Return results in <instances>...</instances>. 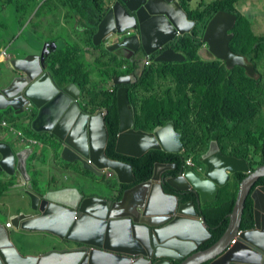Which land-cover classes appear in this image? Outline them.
Returning a JSON list of instances; mask_svg holds the SVG:
<instances>
[{"label":"water","instance_id":"water-1","mask_svg":"<svg viewBox=\"0 0 264 264\" xmlns=\"http://www.w3.org/2000/svg\"><path fill=\"white\" fill-rule=\"evenodd\" d=\"M235 22V14L216 11L202 32L198 55L218 59L227 68L241 66L252 77L253 64L229 47ZM194 25L195 20L188 18L179 0H114L99 21L92 43L106 44L108 51H126L127 58L141 50L145 57L155 55V61H183V54L165 46L177 36L190 33ZM56 46L55 41L44 42L39 53L7 60L13 75L0 86V109L10 106L19 114L25 106L35 108L30 127L60 140L65 160H77L84 168L99 170L100 175L111 169L119 184L134 182L131 166L108 158L104 152V111L82 110L77 86L73 82L57 86L46 69L45 58ZM131 78L134 75L114 76L109 85L124 84ZM116 101L117 153L139 157L149 149L182 152L180 132L174 129L172 121L151 132L136 130L126 86L117 88ZM262 113L264 117V106ZM29 153L30 147L16 152L7 142L0 141V171L20 177L32 210L41 213L35 217L17 216L11 221L12 226L47 231L75 241L76 247L39 256L24 255L12 244L9 229L0 222V264H264V183H256L264 177V164L250 170L244 159L221 154L214 140L198 158L204 165L202 173L184 168L176 175L162 177L161 173L174 168L175 163L156 162L151 177L124 189L119 200L112 196L82 198L77 189L69 187L33 188L26 169ZM235 172L246 176L238 184L227 227L214 244L198 249L210 236L204 218L193 201L180 203L162 187L167 184L175 191H190L200 206L215 200L219 186ZM248 196L252 201L253 225L241 229ZM196 231H201L202 237L197 238Z\"/></svg>","mask_w":264,"mask_h":264},{"label":"trees","instance_id":"trees-1","mask_svg":"<svg viewBox=\"0 0 264 264\" xmlns=\"http://www.w3.org/2000/svg\"><path fill=\"white\" fill-rule=\"evenodd\" d=\"M4 1H9L8 6L12 9L21 8L19 0ZM191 1L179 0L188 18L195 20L193 29L190 33L177 36L166 46L183 54L185 59L155 61V55H151L150 64L145 66L141 65L143 53L141 57L128 59L106 50L103 44L92 43L97 25L108 9L104 0H25V6L22 5L26 12L19 15L17 24L22 26L26 20L28 24H33L32 31L37 38L38 30L47 20L58 27V38L47 39L48 42L55 41L57 46L46 57V69L57 86L63 87L70 82L77 86L82 110L88 113L98 109L104 111L107 131L104 152L108 158L131 166L135 180L130 184H119L114 200L121 198L124 189L148 180L156 162L175 163L174 168L161 174L162 177L181 172L187 157L204 168L198 158L207 151L212 140L216 141L221 154L244 159L250 170L264 164V34L256 35L251 31L249 16L237 8L240 0H194L195 6L191 5ZM218 10L236 15L229 47L253 64L254 76H249L241 66L227 68L218 59H204L198 55L205 25ZM65 23L72 24L75 34L66 30ZM73 23L77 24L76 28ZM29 53L32 52L28 50ZM87 53L95 55L92 62L87 60ZM2 64L5 67V63ZM128 73L135 75L134 80L108 85L114 76ZM122 85L127 87L129 104L133 109V128L151 132L172 121L174 129L180 132L182 152L149 149L135 157L115 151L118 132L116 90ZM9 111L11 113L7 117ZM12 112L10 107L0 110V121L4 118L32 138L44 141L45 134L32 131L29 121H24L35 116L34 109L17 115ZM34 152L30 153L32 157ZM245 176L243 172H235L219 187L215 200L200 206L192 192L175 191L167 184L163 185V190L174 194L178 202L193 201L198 214L204 218L210 236L198 249L208 248L225 231L238 184ZM256 183H264V177ZM11 184H4L0 197ZM252 225V201L248 196L241 217V229L251 228Z\"/></svg>","mask_w":264,"mask_h":264},{"label":"crops","instance_id":"crops-1","mask_svg":"<svg viewBox=\"0 0 264 264\" xmlns=\"http://www.w3.org/2000/svg\"><path fill=\"white\" fill-rule=\"evenodd\" d=\"M109 1L110 0H108V2ZM26 47L28 48V46ZM30 52L37 53L35 51H30ZM117 55L120 56L122 54L117 53ZM11 57H15V56L8 53V55L4 57V56H1V53H0V62L5 63V66L7 68V60H9ZM10 73L11 75H13L11 71ZM31 109H34L35 112H37L35 108H31ZM11 110L13 111L12 113L15 114L12 108ZM10 113L11 111H9L6 114L7 117L10 116ZM26 113H30V112H26ZM24 121L25 122L29 121V128L32 130V128L30 127L31 120L24 119ZM19 130L22 131L21 128H19ZM36 133H40V135L45 134V136H44V141L40 140L39 144H35L30 147L31 154L33 153V151H35L33 154V157L29 153L26 158V169L30 176V182L33 188L37 190H41L43 188L49 189V190H55L56 188H59V187L74 188L78 190V192L82 195V198L87 197V196H97V197L103 198L106 196V194L110 195V193L112 194V197H114L115 195L118 194V191H119L118 184L119 183L117 182V180L114 179V177H106L105 174L100 175L99 174L100 171L96 170L101 180H104V182H101L100 184H98L97 183L98 179L92 177V175L98 176L97 174H94L93 171L87 168H84L82 164L77 160L67 161L62 157L63 144L61 143L60 140H58L55 136H53L49 132H36ZM24 135L27 138L32 137L31 135H27L26 133H24ZM0 141L7 142L9 145L12 146L13 150L16 152L19 151L22 147L26 146L19 142V139L16 138L15 134H13L12 132L10 133L7 132V129L1 126H0ZM66 173H69L72 177V180L70 182L65 181L63 178V176ZM112 178L115 180L114 183L108 182V180ZM7 182H11L12 184L8 186V188L4 190L2 193L6 194L9 192L15 195L17 194L16 196L18 200L15 202V204H9V206H7L5 211L8 212V215H7L6 220H4L2 223L5 224V222L8 220L11 222L15 217L23 215V214L27 217L39 216L41 213L39 211H33L30 206V199L25 194V185L24 184L22 185L20 177L16 175H8L5 172L0 171V189ZM88 186L92 188V191H90L89 189L85 191V189ZM105 191H107L108 193ZM19 199L21 201H19ZM11 226H12V223H11ZM18 226H20V223L18 224ZM8 229H9L10 241L16 247V249L21 254H24V255L39 256V255H43L45 253L51 252L53 250L60 251V250L76 247L75 241L67 240L65 238H59L47 231L29 230V229H24L20 227H14V226L9 227ZM37 236L40 237L41 242H42L40 246L38 245V246L29 247L30 244L26 245L25 243L26 241L35 240Z\"/></svg>","mask_w":264,"mask_h":264},{"label":"rangeland","instance_id":"rangeland-1","mask_svg":"<svg viewBox=\"0 0 264 264\" xmlns=\"http://www.w3.org/2000/svg\"><path fill=\"white\" fill-rule=\"evenodd\" d=\"M8 2L9 1L6 2L4 0H1V3H0V53L5 51L6 55H8L9 53V54L14 55L15 57L22 58L28 54L27 53L28 50L39 53L44 42H48L47 39L58 38L59 33H60L59 30H57L58 27L56 26L54 27L52 22L49 20H47L44 26H42L38 30L39 38H37L36 33L32 31L34 25L30 23L28 24L27 20L22 26L20 24H17L19 15L26 12L25 8L22 6V5L25 6V0L18 1L21 4V8L19 10L12 9L10 6H8ZM104 2L108 3V0H104ZM191 5L195 6L194 0L191 1ZM237 8L240 12L247 14L249 16L248 20L250 23V28L254 34L256 35L264 34V0H240L237 3ZM65 26L68 32L73 31L72 24L68 25L65 23ZM73 26L74 28H76L77 24L73 23ZM26 44H28L29 48L26 47L27 46ZM123 52L124 51L122 50L119 51L120 54H123ZM87 56H88L87 60L89 62H92L93 59L95 58V55L93 53H88ZM3 65L4 64L0 62V86L6 84L11 77L10 71L6 68V66L4 67ZM94 67L95 66H93V69ZM91 76L93 78L96 77L92 74ZM263 79H264V76H263ZM263 101H264V97H263ZM14 115H17V114H14ZM93 173L98 175L96 171H93ZM92 177L98 179L97 181L98 184H100L101 182H104V180H101L99 175L98 176L92 175ZM63 178L65 181H68V182L72 180V177L69 173H66L63 176ZM114 179L116 180L115 177ZM114 179L112 178L108 180V182L114 183L115 181ZM88 189L92 191V188H90L89 186L85 189V191ZM16 195L9 193V192L6 194H3V193L1 194V198H0V222L1 223L7 218L8 212L5 211L7 206H9V204H15V202L18 200ZM111 195H112L111 193L110 195L106 194L105 197L108 198ZM19 201L21 200L19 199ZM25 243L26 245L30 244L29 247L38 246V245L40 246L42 244L39 236H37L35 240L26 241Z\"/></svg>","mask_w":264,"mask_h":264},{"label":"built area","instance_id":"built-area-1","mask_svg":"<svg viewBox=\"0 0 264 264\" xmlns=\"http://www.w3.org/2000/svg\"><path fill=\"white\" fill-rule=\"evenodd\" d=\"M1 56L5 57L6 56V52L3 51L1 53ZM150 62H151V56H146V57L143 56V58L141 60V65L145 66V65L150 64ZM29 110H30V107L25 106V110L24 111H29ZM0 126L6 128L7 132H9V133L12 132L13 134H15L16 138L19 139V142L24 144V145H26V147H31V146H33L35 144H39V141L37 139L32 138V137L31 138H27L21 130L15 128L12 124L8 123L5 119H2L0 121ZM87 162L90 163L89 160H87ZM184 166L185 167H189V168H193L197 172H202L203 171V167L201 165H199V164H196L191 157H187L185 159ZM103 174H105L106 177H114L115 176L114 172L111 169H105L103 171ZM4 225L7 228L12 227L11 226V222L9 220L6 221ZM232 241H234V239Z\"/></svg>","mask_w":264,"mask_h":264},{"label":"flooded vegetation","instance_id":"flooded-vegetation-1","mask_svg":"<svg viewBox=\"0 0 264 264\" xmlns=\"http://www.w3.org/2000/svg\"><path fill=\"white\" fill-rule=\"evenodd\" d=\"M113 1H114V0H110V2L107 3L108 7L110 6V4H112ZM167 45H168V44H167ZM167 45H166V46H167ZM104 46H106V44H104ZM166 46H165V47H166ZM119 51H120V50L116 49V50H114L113 52L117 54V53H119ZM128 54H129L128 52L124 51L123 54H122V56H121V55H120V56H121V57H124V58H127L126 56H127ZM141 55H142V51H141V50H138V51H136V52L134 53V55H132L131 58H138V56L141 57ZM153 56H154V55H153ZM131 58H128V59H131ZM142 58H143V56H142ZM142 58H141V59H142ZM151 58H152V56H151ZM45 60H46V58H45ZM45 65H46V64H45ZM125 66H126V65H125ZM128 74H130V75H134L133 73H128ZM134 77H135V75H134ZM131 80H134V78H131ZM131 80H130V81H131ZM211 148L214 149V146L212 145ZM118 189H119V187H118ZM111 196H112V195H111ZM208 238H209V237H208ZM205 240H206V239H205Z\"/></svg>","mask_w":264,"mask_h":264},{"label":"bare ground","instance_id":"bare-ground-1","mask_svg":"<svg viewBox=\"0 0 264 264\" xmlns=\"http://www.w3.org/2000/svg\"><path fill=\"white\" fill-rule=\"evenodd\" d=\"M132 195L134 196L135 193H132ZM195 234L197 235V238H200V237H202V235H203L201 231H196Z\"/></svg>","mask_w":264,"mask_h":264},{"label":"clouds","instance_id":"clouds-1","mask_svg":"<svg viewBox=\"0 0 264 264\" xmlns=\"http://www.w3.org/2000/svg\"><path fill=\"white\" fill-rule=\"evenodd\" d=\"M110 2V1H109ZM185 168H189V167H185ZM190 169H192V170H194L193 168H190ZM195 171V170H194ZM203 171H204V168H203ZM202 171V172H203ZM195 172H197V171H195ZM202 172H197V173H202ZM103 174V173H102ZM181 174V173H180ZM115 177V176H114Z\"/></svg>","mask_w":264,"mask_h":264}]
</instances>
